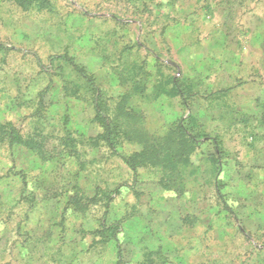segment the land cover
Returning <instances> with one entry per match:
<instances>
[{
	"label": "rangeland",
	"instance_id": "374dc122",
	"mask_svg": "<svg viewBox=\"0 0 264 264\" xmlns=\"http://www.w3.org/2000/svg\"><path fill=\"white\" fill-rule=\"evenodd\" d=\"M0 264H264V0H0Z\"/></svg>",
	"mask_w": 264,
	"mask_h": 264
},
{
	"label": "trees",
	"instance_id": "16d2710c",
	"mask_svg": "<svg viewBox=\"0 0 264 264\" xmlns=\"http://www.w3.org/2000/svg\"><path fill=\"white\" fill-rule=\"evenodd\" d=\"M18 1H19L21 4L26 5V6H27V5H30V4H32V3H37V4L40 5L42 8L48 7L49 4H50V0H18ZM10 137H12L13 140H16V139L18 138V136L15 135V134H13V133L10 134ZM19 140H20V139H18V141H19ZM16 141H17V140H16ZM24 143H25L26 145H28L29 147H33V148L36 147V146H33L32 142H28L27 140H25ZM125 162L128 163L129 166L133 168V166H132V164L130 163L129 160H126Z\"/></svg>",
	"mask_w": 264,
	"mask_h": 264
}]
</instances>
